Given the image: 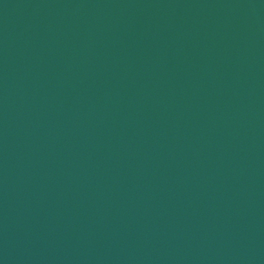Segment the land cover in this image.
Segmentation results:
<instances>
[{
  "label": "water",
  "instance_id": "water-1",
  "mask_svg": "<svg viewBox=\"0 0 264 264\" xmlns=\"http://www.w3.org/2000/svg\"><path fill=\"white\" fill-rule=\"evenodd\" d=\"M0 264H264V0H0Z\"/></svg>",
  "mask_w": 264,
  "mask_h": 264
}]
</instances>
